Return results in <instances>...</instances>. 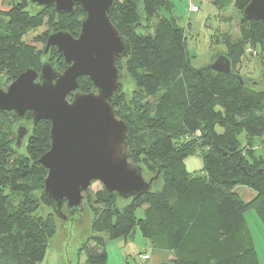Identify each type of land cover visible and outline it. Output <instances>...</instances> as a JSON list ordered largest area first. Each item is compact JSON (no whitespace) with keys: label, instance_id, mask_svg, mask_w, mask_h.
Returning a JSON list of instances; mask_svg holds the SVG:
<instances>
[{"label":"trees","instance_id":"obj_1","mask_svg":"<svg viewBox=\"0 0 264 264\" xmlns=\"http://www.w3.org/2000/svg\"><path fill=\"white\" fill-rule=\"evenodd\" d=\"M9 1L8 9L0 10V88L27 69L39 72L45 55L25 42L30 32L46 22L50 33L77 36L84 17L79 7L66 15L53 6ZM249 1L212 0L216 8L233 6L241 15L238 41L226 44L231 72L220 74L190 65L185 31L172 18L168 0H116L109 19L130 44V55L118 60L117 68L123 62L133 98H142L131 107L124 103L129 162L156 171L157 178L149 192L128 200L103 187L86 191L84 201L88 198L94 210L91 229L105 236L88 238L84 264H107L106 241L126 239L135 228L154 250L168 254L169 264H259L244 214L253 210L264 226V156L255 157L251 146L264 136V88L249 87L236 69L248 48L264 58V23L242 16ZM47 37L33 43L45 45ZM47 58L62 69L55 48ZM121 85L113 110L123 103ZM78 90L91 92V81L79 78ZM16 121L30 126L22 152L15 147ZM49 131V121L33 124L29 112L20 120L0 111V264H40L47 237L55 233L56 217L39 200L47 171L38 160L50 148ZM196 150L203 174L191 176L184 161ZM237 186L252 190L253 198L242 201Z\"/></svg>","mask_w":264,"mask_h":264},{"label":"water","instance_id":"obj_2","mask_svg":"<svg viewBox=\"0 0 264 264\" xmlns=\"http://www.w3.org/2000/svg\"><path fill=\"white\" fill-rule=\"evenodd\" d=\"M28 1L37 8L53 6L56 14L72 15L77 7L84 13L76 37L59 31L46 39L43 54L55 48L62 71L46 61L39 72L27 69L5 90L0 88V111L14 112L20 120L29 112L33 124L50 122V148L38 160L47 171L40 202L65 222L67 216H79L93 183L122 200L149 192L152 179L145 181L143 169L129 162L126 123L111 107L122 77L117 61L130 55L129 41L109 19L116 0ZM242 16L264 23V0H250ZM207 67L220 74L231 72L223 55ZM81 77L91 81V92H79ZM28 132L23 125L18 127L16 148Z\"/></svg>","mask_w":264,"mask_h":264},{"label":"rangeland","instance_id":"obj_3","mask_svg":"<svg viewBox=\"0 0 264 264\" xmlns=\"http://www.w3.org/2000/svg\"><path fill=\"white\" fill-rule=\"evenodd\" d=\"M118 1L120 0H117V2ZM168 1L171 5L172 18L175 23L185 31L188 59L193 68L199 69L208 66L218 56H227L226 44L228 41L233 43L239 39L238 27L241 15L233 6L220 10L213 5L212 0ZM10 3L9 0H0V10H7ZM192 7L198 8L197 11H193ZM166 16L169 17V15ZM50 31V25L44 22L42 27L30 32L24 40L27 43L34 44L38 50L42 51L45 45L33 43V39L44 34H48L49 36V34H52ZM47 54L42 58V62L48 60ZM119 65H121V68L118 69L122 75L120 81L122 84L121 101H123V103H119V105L115 106L114 110L118 113L117 118L122 120L123 116L127 115V107L125 104L131 107L137 101L142 100V98L140 95H135L133 98L132 93L135 88L131 85L129 79L124 78L125 68L123 62ZM58 68L60 69V67ZM236 69L242 80L249 87H253L257 90H262L264 88V58L254 56L250 48L243 54L239 63L236 65ZM60 71H62V69ZM6 87L5 85H1V88L4 90ZM10 123L11 122L8 121L9 125ZM20 125H23L26 129L30 128L27 123L16 121L15 124H13L15 136ZM25 138L26 137L23 138L20 147L17 148L21 152L23 151ZM238 141L241 145H245L244 133L238 136ZM251 146L255 157L264 156V136L262 138H254ZM184 165L189 175H202V154L196 150L185 159ZM156 174V171L148 172L146 168H144L142 172L145 181L152 179L153 182V180L157 178ZM101 187V184L93 183L87 191L88 193H94ZM234 192L237 193L244 202H249L254 196V192L247 187L237 186ZM18 201L17 198L13 199L14 204ZM82 207L83 209L78 217L67 216L65 206L62 207V213L69 218L64 222L56 217L55 233L47 237V249L44 259L40 264H84L85 255L82 248L84 245L89 246L92 244L90 242L86 244L88 238L94 235L105 236L103 234H96L91 229L90 223L94 215V210L88 198L85 199V201L83 200ZM244 219L252 237L258 263L264 264V226L253 210L246 212L244 214ZM105 250L107 254V264H169L168 254L154 250L150 244L142 238L137 228H135L132 235L126 239L107 240ZM145 255L148 257L147 260H141L140 257Z\"/></svg>","mask_w":264,"mask_h":264},{"label":"built area","instance_id":"obj_4","mask_svg":"<svg viewBox=\"0 0 264 264\" xmlns=\"http://www.w3.org/2000/svg\"><path fill=\"white\" fill-rule=\"evenodd\" d=\"M192 10L197 11L196 7H192ZM140 258L141 260H147L148 257L145 255V256H141Z\"/></svg>","mask_w":264,"mask_h":264}]
</instances>
